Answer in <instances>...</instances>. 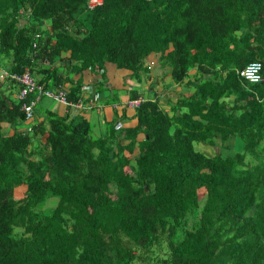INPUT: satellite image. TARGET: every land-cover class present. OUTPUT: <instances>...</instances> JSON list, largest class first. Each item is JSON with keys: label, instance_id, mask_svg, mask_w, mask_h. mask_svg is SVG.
Here are the masks:
<instances>
[{"label": "trees", "instance_id": "1", "mask_svg": "<svg viewBox=\"0 0 264 264\" xmlns=\"http://www.w3.org/2000/svg\"><path fill=\"white\" fill-rule=\"evenodd\" d=\"M89 3L0 0L1 52L32 70L40 32L36 65L56 66L46 91L106 61L147 76L157 55L176 82L198 65L194 92L171 115L149 99L125 108L119 135L82 112H103V77L76 80L67 114L38 112L32 126L21 102L0 108L12 130L0 134V264H264V81L235 79L233 102L221 89L253 61L264 75V0H102L77 18ZM124 140L136 156L115 152Z\"/></svg>", "mask_w": 264, "mask_h": 264}, {"label": "clouds", "instance_id": "2", "mask_svg": "<svg viewBox=\"0 0 264 264\" xmlns=\"http://www.w3.org/2000/svg\"><path fill=\"white\" fill-rule=\"evenodd\" d=\"M100 5H102V0H90V3L88 5V9L86 11L80 13V14H77V18L80 19V18H82V17H84L86 15H94V14H96L97 11H99V9L101 10V8H100L101 6ZM42 19L44 20V23L41 26V30L42 31L50 32V23L47 20V16L42 17ZM54 19L55 20H58V18H56V17ZM238 31L239 30H237L236 32L239 33ZM41 38H42V35H41L40 32H35L34 31L32 33V40L29 43L30 44V48H29V51H28V54H27L28 59H30L31 61H33L32 70L30 69L29 66H23V67H21L22 69L20 71L15 70L16 63H15L14 56L11 55V53H8V52H1V48H0V88H1L0 92L3 95H9L10 94V91H13V90H9V89H11L12 87H16V89L14 90V92H15L14 97L17 100V102H14L12 99L10 100L9 97L8 98L7 97H3V95H2V96H0V100L2 101V99H3V103H0V105H3V108L4 107L12 108L14 106V104H16L18 102H21V107H22L23 103H25V102L27 103L31 99H35V97L39 96L38 99L35 100V104L33 106V111H32L31 117L30 118H27L25 116L26 122L27 123H30L31 126L33 124H36V122L38 121V117H37V114L38 113L36 114V108H37L38 102L40 101L41 98H43V97H50L51 99H53L57 103H61L62 105H65L66 100H67V95H69V93H70V92L68 93V90L64 87V84L61 83V84H58L60 87H55L54 86V87H52V89H48L47 91H50L52 93V95H56V94H60L61 93L63 95L64 101H61L59 99H56V98H54V96H48V95L45 94V91L46 90H44V84L40 82V80L44 77L43 70L46 68V66H50V70L48 72H52L53 68L54 67L56 68V66H53V62L51 63V65H48L45 61H42L40 64H37L36 65V61L34 60V58L38 54V49L40 48V44H41V42H40V39ZM69 55H70V52L69 51H66L63 54V56L67 60H69L68 59ZM155 56L158 57L157 55H155ZM155 56H153V57L151 55L150 56H147L145 58V60L143 61L144 66H146L149 71H152L153 66L156 63H158L157 62V58L154 59ZM10 58H11V61H10ZM34 61H35V63H34ZM108 63L109 64H114L116 67H118L115 63H113L111 61H106L102 66H97L96 65V67H86V68H84V70L86 71L87 69L88 70L89 69H94V70H96V72H98L99 74L102 75V73L104 71V68L106 67V64H108ZM252 63H259L260 64V69L258 71L259 74H260V77H261L260 80H250L245 75L246 67L248 65L252 64ZM159 65L162 66L160 63H159ZM164 68H165V66H164ZM191 70H195V73L192 74V75L190 74V71ZM261 70H262L261 63L259 61H253V62L245 65L241 69H238V70H235V71H230V73H229L228 76H227V73L229 71L220 72V75L221 76H216V82H218L221 78L227 76L228 78H226V79H224L222 81V87H221L222 91L223 90H227V89L228 90H235L237 88L233 84V81L235 79L236 80H240V81L244 80V81H246L248 83H260V82H263L264 81V75L262 74ZM128 71L132 72L131 70H128ZM197 71H199L198 65H194V66L188 68L186 75L180 81L181 88H183L182 85H184V86H190V87L191 86H194V82H195V78H196ZM231 72H234V74H231ZM27 78L28 79H31V81L34 83V87H33V89L31 91H28L29 93H28V95H27V97L25 99H20L18 97V94H19V92H20L21 89L23 90L26 87L25 80ZM172 78H173V76H172ZM129 79H132V77H129ZM173 80H174V78H173ZM174 82H176V81L174 80ZM176 83L179 84L178 81ZM133 86H134L133 84H129L127 86V89L130 92L136 91L137 92L136 97L135 98L128 97L125 100V102L123 103V105H121V107L118 110H116V113H117V111H122L121 114H118L119 116L116 115V117H118L119 120L114 121L115 119H111L113 121V123L115 124L114 131L116 133H118V135L121 132V129L123 128V126H125V124H127V122L123 119V111L125 110V108H127L129 110L130 109H134L135 107L139 106L141 103H143L146 100H148L144 96L143 92H141L137 88H134ZM192 94H190L189 96H186L184 98L186 99L187 97H190ZM179 97L181 98L182 96H179ZM179 99H177V101ZM234 99H230L228 101L233 102ZM151 101L152 102H156L155 100H151ZM135 102H137V104H135ZM74 103H76L78 105H82V103L81 102H78V101H75ZM131 103H133V104H131ZM175 104H176V102H175ZM157 106H158V109L159 110L167 113L168 115H171L172 114V111L170 113L168 108H165V109L164 108H160L158 104H157ZM120 119H122V120H120ZM133 121H135V120L133 119ZM31 126L30 127H27V132L32 131L33 128H31ZM143 137H145V135H144L143 132H139L137 134V140H140ZM119 148L122 149L123 146L122 147H114L115 152H118ZM134 149H136V151H135L136 154L135 155H131L132 152L134 151ZM129 152H130L129 157L132 158V157L136 156L138 154V152H139V142H135L133 144L132 149L129 150ZM119 154H120V152H119ZM122 154L124 155L123 152H122ZM124 156H128V155H124ZM18 188H23V190H22V194H23L26 186H23V185L17 186L14 189V194L16 193V190Z\"/></svg>", "mask_w": 264, "mask_h": 264}, {"label": "crops", "instance_id": "3", "mask_svg": "<svg viewBox=\"0 0 264 264\" xmlns=\"http://www.w3.org/2000/svg\"><path fill=\"white\" fill-rule=\"evenodd\" d=\"M11 61V58H10ZM195 70H191L190 74H194ZM141 76H143V83L139 79ZM171 76V77H169ZM70 81L67 78V81L64 82V87L68 90V93L75 89L76 80H81V84H88V83H96L98 79H101L103 77V80L105 81L101 96L103 97L102 104L105 105L104 109H102L103 112H93V109L91 110H84L82 111L83 114L89 118H92L93 115H95L97 122L100 124V127H102V130L105 127V121L108 123L111 121V119H115L116 115L121 114L122 111H117L121 105L125 102V100L128 97H131L130 91H128L127 86L129 84H133L134 88H139L140 91H144V96L149 100H155L156 103L159 105L160 108H168L169 112L173 111V108L175 105V102H177V99H179V96L186 97L189 96L194 92V86H183L181 88L180 82L177 84L174 82L171 71L169 70V67H162L159 65V63H156L153 66L152 71L147 72V76L142 73L138 76H135L132 72L121 69L116 67L114 64H106V67L104 68V71L101 74L96 72L94 69H87L86 71L83 69L82 72H77L74 74H70ZM129 77H132V79H129ZM162 80V82L160 81ZM9 89V88H8ZM1 90V88H0ZM10 90V89H9ZM230 96L228 99H234L239 95V89L236 88L235 90H228ZM80 93V91H79ZM78 93V95H79ZM11 94L14 96L15 92L10 91L9 95H3L0 92V96L3 95V97H9L11 100ZM50 97H43L38 102V106L36 108V114L38 112H43L44 110H52L54 112H57L61 115H66L67 110L61 103H57V107L47 108L43 109L41 102L43 99ZM227 99V98H226ZM53 100V99H51ZM224 100V97H223ZM54 101V100H53ZM56 102V101H54ZM110 105L113 106V109L110 107ZM115 107V108H114ZM0 108H3V105H0ZM123 112H126L125 110ZM74 114V113H71ZM119 116V115H118ZM11 130V124L8 122H5L4 120L0 121V134L5 132V134L10 133ZM128 144L127 141H123L121 143V146H123L122 151L124 155H130L129 150L132 149V147H126ZM136 149L132 152L131 155H135Z\"/></svg>", "mask_w": 264, "mask_h": 264}, {"label": "built area", "instance_id": "4", "mask_svg": "<svg viewBox=\"0 0 264 264\" xmlns=\"http://www.w3.org/2000/svg\"><path fill=\"white\" fill-rule=\"evenodd\" d=\"M259 69H260V64L259 63H252L250 65H248L246 67L245 70V75L246 77H248L250 80H260V74H259ZM25 84L26 87L22 90H20L18 97L20 99H25L28 95V91H31L34 87V83L31 81V79H26L25 80ZM45 94L48 96H54V98L59 99L61 101H64L63 99V95L60 94H56V95H52V93L50 91H45ZM39 96L35 97V99H31L30 101H28L27 103H23L22 105V109L26 112V117L30 118L32 115V111H33V106L35 104V100L38 99ZM133 104V103H131ZM135 104H137V102H135Z\"/></svg>", "mask_w": 264, "mask_h": 264}, {"label": "rangeland", "instance_id": "5", "mask_svg": "<svg viewBox=\"0 0 264 264\" xmlns=\"http://www.w3.org/2000/svg\"><path fill=\"white\" fill-rule=\"evenodd\" d=\"M157 57L155 56V58L154 59H156ZM165 65V64H164ZM164 65L162 66V67H164ZM167 65H165V67H166ZM169 77H171V76H169ZM140 80H141V82L143 83V76H141L140 78H139ZM161 82H162V80H160ZM15 85V84H14ZM16 89V87H12L10 90H15ZM139 90H140V87L138 88ZM142 92H144V91H142ZM182 99H184V97H181ZM11 99L14 101V102H17V100L15 99V97L11 94ZM187 100L188 99H191V96L190 97H187L186 98ZM41 105H42V108L43 109H47V108H52V107H57V102H54L53 100H51V99H49V98H45V99H43L42 100V102H41ZM111 107V106H110ZM112 109H113V107H111ZM131 114H135V111H132V113ZM94 118H96L95 117V115H93L92 116V118L91 119H94ZM117 120H119V118L118 117H116L115 118V120L114 121H117ZM135 120V119H134ZM108 125H111V123H109ZM143 132H145V131H143ZM199 145H202V144H199ZM122 151V149L121 148H119V150H118V152H121ZM22 190H23V188H18L17 190H16V193H15V197L18 199L19 197H21V195H22ZM54 200V201H53ZM49 201V200H48ZM56 201V199L54 198V199H51L49 202H55Z\"/></svg>", "mask_w": 264, "mask_h": 264}]
</instances>
